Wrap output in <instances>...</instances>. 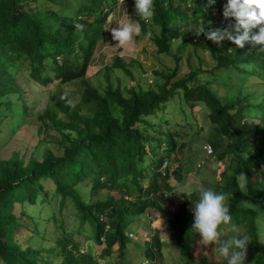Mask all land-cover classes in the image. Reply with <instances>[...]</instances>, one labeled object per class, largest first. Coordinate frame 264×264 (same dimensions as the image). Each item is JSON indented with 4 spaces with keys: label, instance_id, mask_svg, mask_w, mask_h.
<instances>
[{
    "label": "trees",
    "instance_id": "trees-1",
    "mask_svg": "<svg viewBox=\"0 0 264 264\" xmlns=\"http://www.w3.org/2000/svg\"><path fill=\"white\" fill-rule=\"evenodd\" d=\"M41 1L57 9L45 7ZM72 1L0 0V106L14 103L13 94L21 91L16 71L24 68L29 71V79L41 86L76 80L83 86L78 104L72 105L69 96L61 92L55 107L39 116L48 130L57 131L59 137L51 140L56 148L46 149L41 159L25 161L18 152L7 160L0 158V264H53L41 249L21 245L19 236L29 231V226L22 222L24 211L21 215L15 211L17 205L23 208L47 201L44 181L48 180L55 185L61 207L68 200L74 205V215L80 221L77 233L81 235L88 223L96 243L105 246L103 258L116 248L118 264H123L136 220H148L153 211L166 216L168 231L187 264H227L214 252V245L205 246L198 233L191 230V209L198 194L175 189L170 183L171 179L183 183L194 165L191 169H172L178 150L176 132L172 128L164 130L160 124L155 126L153 121L179 95L182 105L203 103L207 107L215 132L205 144L213 150L208 158L215 159V168L210 167L212 176L198 170L196 177L230 197L233 222L245 227L244 235L249 237L246 264H264V240L257 222L264 216V93L259 97L254 93L220 98L210 88L217 83L218 72L229 68L264 80V52L251 44L240 49L230 41L220 47L197 35L201 28L234 23L223 17L227 0H216L208 10L203 7L207 0H155L154 16L147 23L138 17V22L144 35L152 33L157 53L172 55L176 66L156 71L154 85L138 81L124 89L112 85V71L130 72L128 65L116 57L106 70L108 85L104 91L92 85L88 71L99 43L107 36L108 19L121 0H85L71 13ZM129 1L135 8L134 0ZM75 24H82L83 30H76ZM179 36L182 42L173 53ZM190 45L210 55L215 65L205 68L194 50L187 59L191 71L181 75L183 51ZM193 54L198 56L199 66L191 64ZM23 106L26 112L27 106ZM163 115L159 120H165ZM241 173L247 177L243 187L237 183ZM88 187L90 191H84ZM103 190L116 192L119 197L92 198ZM173 199L177 210L171 209ZM151 223L148 221L145 231ZM60 226L61 236L54 248L46 251L61 257L56 264H102L82 250L74 238L75 231H69L65 222ZM31 231L30 239L41 233L37 226ZM228 232L223 239L231 236ZM145 242L150 264L156 256L161 257L163 242L158 231ZM212 257L214 261L209 262Z\"/></svg>",
    "mask_w": 264,
    "mask_h": 264
},
{
    "label": "rangeland",
    "instance_id": "rangeland-1",
    "mask_svg": "<svg viewBox=\"0 0 264 264\" xmlns=\"http://www.w3.org/2000/svg\"><path fill=\"white\" fill-rule=\"evenodd\" d=\"M40 3L45 5V7L56 8L50 3L43 1ZM84 3L85 0H73L70 2L71 13L76 12L75 10ZM130 18L138 22L135 8L130 1L121 0L118 9L108 19L106 24L107 36L99 43L88 71L90 82L101 91L107 88L106 70L113 65L116 57H120L128 65L131 72L130 74V72L128 73L122 69H116L111 72L112 85L114 87L120 86L124 89L136 84L138 81L143 84L154 85L156 82V71L173 69L176 66L174 57L172 55L158 54L152 39H145L142 31L139 38L134 37L129 44L123 47H116L117 42L112 40L110 30L113 27H118L117 25L121 22L128 23ZM181 42L182 36H179L172 47L173 53L176 52ZM194 50L198 51L205 68L211 69L215 65L210 55H205L202 50L190 45L183 51L181 75L191 71L187 59L189 53ZM190 62L193 66H199L200 60L196 54H193ZM28 74L29 71L26 68L16 71V83L21 91L13 94V104L0 106L1 159H9L15 152H18L25 161H28L31 157L41 159L46 149L56 148V145L51 140L59 137L57 131L48 130L45 127V122L41 121L39 116L44 114L48 108L55 107L56 99L61 92H65L69 96L72 105L78 104L81 100L83 86L80 80L69 84H61L55 81L49 86H41L29 79ZM210 88L220 98H224L227 95L254 93H257L256 97H259L260 94L264 93V80L253 79L248 74L241 75L235 69L229 68L218 72L217 83L212 84ZM179 99L180 95L179 98L175 97V99L171 100L167 110L163 112L164 115L160 112L158 118L153 122L155 126L160 124V127L164 130L172 128V131L176 132L178 150L176 158L171 165L172 169L179 166L184 169H191L190 167L194 165V169L185 174L183 183L178 184L174 179L170 180L171 185L175 189L189 193L193 191L196 185L204 184L196 177V171L206 170L205 176H212L210 167L215 168V159L214 157L208 158L204 146L208 144L209 138L215 132L211 130L208 116L209 110L203 103H197L195 106H192V104L182 105L180 103L181 99ZM23 105L27 106L26 112ZM161 115H163L165 120H159ZM40 128L41 132H39ZM165 143L166 140L163 143V147ZM44 188L48 193L47 201H40L35 205L25 204L23 208L20 205L16 206L17 215H21V212L24 211L22 222L29 226H27L29 231H22L19 240L24 248L41 249L46 257L48 256L49 260L56 264L61 257L57 256L55 252L47 253L46 251L54 248L56 239L61 236L63 229L60 223L63 224L65 222L69 231L77 233L78 229H80V221L74 215V205L70 200L67 201L64 207H61L60 197L55 193L53 182L44 181ZM84 191L89 192L90 187ZM109 195L119 197L116 192L110 193L103 190L99 195L92 198L98 199L101 196ZM171 204V209L177 210V201L173 199ZM150 220L152 221L151 226L145 231L144 228L148 227L147 223ZM257 222L259 236L263 241L264 216H259ZM138 224L140 225L139 227ZM36 226L41 233L39 236L30 239L31 230ZM238 228L242 234L246 233L245 227ZM157 231L163 242L162 255L161 257L156 256V259L150 264H187L186 259L180 254L176 241L172 239L168 231L166 216L153 211H151L148 220L140 218L136 220L133 231L130 233L133 236L129 234L132 241L128 246L126 257L122 260L123 264H149L145 254L148 247L145 240H150L151 235H154ZM228 231L225 230V232L229 233ZM81 232V235L79 234L80 232L75 234L74 238L79 240L83 251L91 253L102 264H105V262L106 264H118L119 259L116 248H114L108 258L101 256L105 246L96 243L88 223L82 227ZM230 235L232 236L233 233L231 232ZM214 259V257L210 258L209 262H213ZM192 264L203 263L195 262Z\"/></svg>",
    "mask_w": 264,
    "mask_h": 264
},
{
    "label": "clouds",
    "instance_id": "clouds-1",
    "mask_svg": "<svg viewBox=\"0 0 264 264\" xmlns=\"http://www.w3.org/2000/svg\"><path fill=\"white\" fill-rule=\"evenodd\" d=\"M134 4L137 16L146 23L154 16L155 0H134ZM215 4L216 0H207L203 7L208 10ZM223 17L227 21L234 20V23L222 28H201L197 35L206 36L220 47L223 42L230 41L240 49L251 44L259 52H264V0H227ZM117 26L110 30L112 40L117 42L116 47H123L132 42L134 37L141 36V27L136 20L130 18L128 23L121 22ZM74 27L82 31L84 26L75 24ZM151 35L149 31L144 38L148 39ZM246 179V175L241 173L237 177L238 185L243 187ZM193 191L198 194V199L191 209L194 217L191 230L198 233L205 246L214 245V252L225 258L227 264H246L249 237L242 234L233 222L230 197L205 184L196 185ZM225 230L231 231L233 235L223 239Z\"/></svg>",
    "mask_w": 264,
    "mask_h": 264
},
{
    "label": "built area",
    "instance_id": "built-area-1",
    "mask_svg": "<svg viewBox=\"0 0 264 264\" xmlns=\"http://www.w3.org/2000/svg\"><path fill=\"white\" fill-rule=\"evenodd\" d=\"M204 150H205L207 155L213 154V150H212V147L210 145L204 146ZM130 236H133V234H130Z\"/></svg>",
    "mask_w": 264,
    "mask_h": 264
}]
</instances>
